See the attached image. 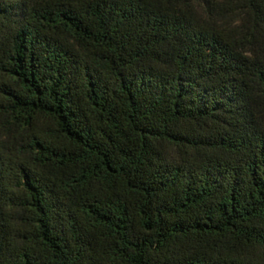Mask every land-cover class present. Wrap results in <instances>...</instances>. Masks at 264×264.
<instances>
[{
    "label": "trees",
    "instance_id": "1",
    "mask_svg": "<svg viewBox=\"0 0 264 264\" xmlns=\"http://www.w3.org/2000/svg\"><path fill=\"white\" fill-rule=\"evenodd\" d=\"M0 264H264V0H0Z\"/></svg>",
    "mask_w": 264,
    "mask_h": 264
}]
</instances>
